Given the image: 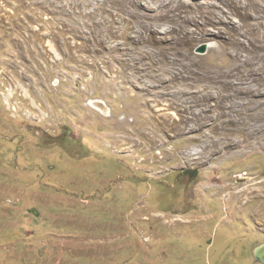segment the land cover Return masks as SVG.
Returning <instances> with one entry per match:
<instances>
[{"label":"rangeland","instance_id":"obj_1","mask_svg":"<svg viewBox=\"0 0 264 264\" xmlns=\"http://www.w3.org/2000/svg\"><path fill=\"white\" fill-rule=\"evenodd\" d=\"M183 1L0 0V264H262L264 9Z\"/></svg>","mask_w":264,"mask_h":264},{"label":"bare ground","instance_id":"obj_2","mask_svg":"<svg viewBox=\"0 0 264 264\" xmlns=\"http://www.w3.org/2000/svg\"><path fill=\"white\" fill-rule=\"evenodd\" d=\"M135 1L137 2V1H141V0H135ZM150 1L153 2L154 4H156L159 12H163L166 9H172L173 12L179 11L181 8L186 6L183 0H150ZM222 1L223 0H204V3L207 4L208 8H210L212 11L213 9L218 10L219 6H218V4L216 5L215 3L216 2L220 3ZM227 1L230 2L231 4H233V11H234L233 13L242 15V17H244V19L250 20V21L256 19V14L258 16H260L259 13H261L262 10L264 9V0H245L244 2L241 0H227ZM174 4H175V6H173ZM222 13H223V15H225L226 22H227V19L229 20V18H230L229 14L224 13V12H222ZM167 16L168 15L163 16V14L157 13L156 18L161 19L162 17H167ZM260 17H262V16H260ZM190 23H192L194 25H198L201 22H199V19L197 17H194L192 20H190ZM228 23L231 24L230 21H228ZM234 29L236 30L237 28H234Z\"/></svg>","mask_w":264,"mask_h":264},{"label":"flooded vegetation","instance_id":"obj_3","mask_svg":"<svg viewBox=\"0 0 264 264\" xmlns=\"http://www.w3.org/2000/svg\"><path fill=\"white\" fill-rule=\"evenodd\" d=\"M199 170L198 169H183L180 171H176L173 179L174 186H189L192 182H194L198 176H199ZM170 189H166L165 186H160L158 190L156 191V194H154V198L152 199H160L163 202H171L168 198V192Z\"/></svg>","mask_w":264,"mask_h":264},{"label":"water","instance_id":"obj_4","mask_svg":"<svg viewBox=\"0 0 264 264\" xmlns=\"http://www.w3.org/2000/svg\"><path fill=\"white\" fill-rule=\"evenodd\" d=\"M254 256L258 262L264 264V245H261L255 249Z\"/></svg>","mask_w":264,"mask_h":264}]
</instances>
